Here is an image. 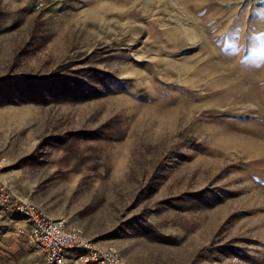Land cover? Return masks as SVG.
<instances>
[{
    "label": "rangeland",
    "instance_id": "obj_1",
    "mask_svg": "<svg viewBox=\"0 0 264 264\" xmlns=\"http://www.w3.org/2000/svg\"><path fill=\"white\" fill-rule=\"evenodd\" d=\"M5 77L13 195L121 264H264V0H0Z\"/></svg>",
    "mask_w": 264,
    "mask_h": 264
},
{
    "label": "built area",
    "instance_id": "obj_2",
    "mask_svg": "<svg viewBox=\"0 0 264 264\" xmlns=\"http://www.w3.org/2000/svg\"><path fill=\"white\" fill-rule=\"evenodd\" d=\"M0 203L7 211L18 212L30 220L27 240L41 252L44 264H121L113 249L83 241L81 226L68 224L62 216L49 217L1 183Z\"/></svg>",
    "mask_w": 264,
    "mask_h": 264
},
{
    "label": "crops",
    "instance_id": "obj_3",
    "mask_svg": "<svg viewBox=\"0 0 264 264\" xmlns=\"http://www.w3.org/2000/svg\"><path fill=\"white\" fill-rule=\"evenodd\" d=\"M29 228L26 216L7 211L0 203V264H44L42 255L27 240Z\"/></svg>",
    "mask_w": 264,
    "mask_h": 264
},
{
    "label": "trees",
    "instance_id": "obj_4",
    "mask_svg": "<svg viewBox=\"0 0 264 264\" xmlns=\"http://www.w3.org/2000/svg\"><path fill=\"white\" fill-rule=\"evenodd\" d=\"M2 79H4V80L1 81ZM2 79H0V86L3 87L2 90H0V98H1V100L6 102V101L14 100L13 97H22L18 93H14V92H11V93L3 92L2 93V91H3V89H9V88H11L13 86L15 88L19 81H26V80H28V78L22 79V78L14 77V79H13V77H11V78L5 77V78H2ZM28 82L34 83V82H36V80L33 81V82L31 80H28ZM21 85H23V84H21Z\"/></svg>",
    "mask_w": 264,
    "mask_h": 264
},
{
    "label": "bare ground",
    "instance_id": "obj_5",
    "mask_svg": "<svg viewBox=\"0 0 264 264\" xmlns=\"http://www.w3.org/2000/svg\"><path fill=\"white\" fill-rule=\"evenodd\" d=\"M81 239L84 241H89V238L87 236L81 237Z\"/></svg>",
    "mask_w": 264,
    "mask_h": 264
}]
</instances>
